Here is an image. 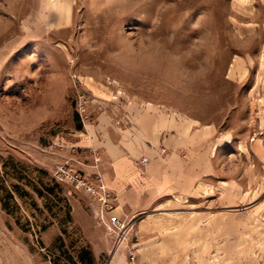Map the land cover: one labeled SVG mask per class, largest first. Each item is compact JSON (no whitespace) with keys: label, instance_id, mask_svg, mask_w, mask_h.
<instances>
[{"label":"rangeland","instance_id":"374dc122","mask_svg":"<svg viewBox=\"0 0 264 264\" xmlns=\"http://www.w3.org/2000/svg\"><path fill=\"white\" fill-rule=\"evenodd\" d=\"M234 1L78 0L74 35L62 38L78 68L122 96L193 120L196 142L205 137L211 145L210 176L197 177L195 191L165 210L177 227L167 232L180 243L182 227L195 223V244L159 247L193 255L195 264H264L261 107L248 95V79L238 83L227 74L234 52L257 39L237 37ZM13 2L19 4L0 0V17L10 16ZM58 40L40 38L45 52L20 53L18 64L17 53H6L0 64V264H107L112 253L96 257L89 243L86 222L99 224L90 198L52 176L60 164L55 154L93 117L92 108L87 120L78 115L76 91L89 92L73 73L67 84H51L59 65L44 53ZM222 180L237 186L223 189ZM126 252L130 258L137 249Z\"/></svg>","mask_w":264,"mask_h":264},{"label":"crops","instance_id":"0c3cea01","mask_svg":"<svg viewBox=\"0 0 264 264\" xmlns=\"http://www.w3.org/2000/svg\"><path fill=\"white\" fill-rule=\"evenodd\" d=\"M18 1L9 6V17H0V64L6 53H17L14 63L18 64L20 53L36 52L37 48L45 52L46 45L37 42L40 38H61L56 41L58 47L49 43L55 54L44 53L59 65L51 84H67L73 73L101 103L99 110L92 107V120L79 126L77 134L54 158L58 163L71 160L82 174L100 175L106 186L118 194V212L133 223L124 244L112 251L113 237H108L101 225L86 222L95 256L112 252L107 264H195L193 255L169 248L168 252H159V247L195 244V223L182 227L187 232L180 243L175 234L167 232L177 227L167 215L171 212L165 210L179 201L177 197L187 198L195 191L197 177L210 176L211 145L205 137L196 142L193 120L185 121L176 111L158 103L130 97L125 92L122 96L120 89L115 91L94 72L73 64L70 43L68 46L62 38L74 35L78 0ZM234 2L230 20L237 37L243 42H257L234 52L227 74L238 83L249 80L248 95L260 105L258 119L264 125V0ZM10 29L13 33L6 35ZM57 54L60 59H56ZM114 82L119 84L116 79ZM142 157L146 158L144 165L140 164ZM220 182L226 190L237 186L230 181ZM71 191L78 193L74 188ZM79 193L88 198L83 191ZM130 246L137 249L132 258L126 252Z\"/></svg>","mask_w":264,"mask_h":264},{"label":"built area","instance_id":"2783aa9c","mask_svg":"<svg viewBox=\"0 0 264 264\" xmlns=\"http://www.w3.org/2000/svg\"><path fill=\"white\" fill-rule=\"evenodd\" d=\"M75 106L78 115L83 121L88 119V113L92 107H101V103L92 95L77 89L75 96ZM146 158L140 159V164L144 165ZM52 176L57 181L71 184L73 187L83 191L89 198L93 215L99 224L104 225L106 230L112 235L115 247L124 244L127 236L132 232L133 223L127 221L118 210L120 208L118 194L111 191L100 175H85L75 169L71 160H65L57 164L52 170ZM132 258V256H131Z\"/></svg>","mask_w":264,"mask_h":264},{"label":"trees","instance_id":"16d2710c","mask_svg":"<svg viewBox=\"0 0 264 264\" xmlns=\"http://www.w3.org/2000/svg\"><path fill=\"white\" fill-rule=\"evenodd\" d=\"M13 88H16L15 86H13Z\"/></svg>","mask_w":264,"mask_h":264}]
</instances>
